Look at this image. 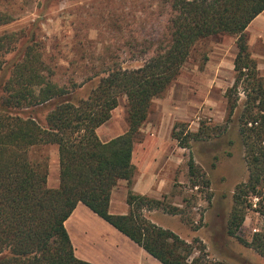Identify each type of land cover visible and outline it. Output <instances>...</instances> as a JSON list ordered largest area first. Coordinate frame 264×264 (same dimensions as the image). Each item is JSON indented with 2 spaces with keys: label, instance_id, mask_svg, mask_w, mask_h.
Listing matches in <instances>:
<instances>
[{
  "label": "trees",
  "instance_id": "trees-1",
  "mask_svg": "<svg viewBox=\"0 0 264 264\" xmlns=\"http://www.w3.org/2000/svg\"><path fill=\"white\" fill-rule=\"evenodd\" d=\"M161 1L169 5V11L164 8L168 14L165 35L152 55L143 56V63L135 68L101 65L89 78H96L97 84L87 98L75 101L71 89L53 80L55 71L34 38L13 62L2 84L5 97L0 107V264H95L75 254L65 224L79 202L163 264H212L205 255L191 262L196 241L188 242L145 215L146 210L156 209L182 214L178 206L131 189L128 214H112L109 205L120 180L132 184L134 143L152 111L153 99L168 91L195 46L217 34L237 37L235 81L225 94L228 118L237 109L241 86L250 102L240 119L249 177L235 189L222 233L237 237L264 258V77L250 51L247 32L264 11V0ZM7 22L9 18L0 13V25ZM18 40L16 33L0 35V79L7 66L5 55ZM149 53L144 51V55ZM123 96L129 129L103 141L97 128L112 117ZM48 103L53 108L45 125L26 114ZM172 136L180 146L190 148L192 140L208 139L211 132L204 124L198 132H190L176 123ZM47 145H56L59 151L60 184L56 188L48 185L49 157L34 154ZM188 167L191 176H197L199 167L192 156ZM192 183L198 185L196 180ZM249 209L263 218L262 229L251 240L238 236Z\"/></svg>",
  "mask_w": 264,
  "mask_h": 264
},
{
  "label": "rangeland",
  "instance_id": "rangeland-1",
  "mask_svg": "<svg viewBox=\"0 0 264 264\" xmlns=\"http://www.w3.org/2000/svg\"><path fill=\"white\" fill-rule=\"evenodd\" d=\"M163 5L161 0H0V13L9 18V22L0 25V35L16 33L19 37L14 50L5 55L7 66L0 79V107L5 97L2 84L10 76L13 62L25 51V45L31 38L36 40L44 60L55 71L53 80L71 89L72 99L78 101L87 98L96 86V78H89L101 65L135 68L143 63V56L152 55L159 39L165 35L169 5ZM233 38L219 34L199 42L180 75L162 96L170 90L172 96L196 101L194 105H188L190 114L187 119L176 123L190 132H198L204 124L209 126L211 136L204 140H192L191 147L185 151L186 163L192 156L199 167L197 176H191L188 171L184 177L177 179L171 195L164 198L167 204L183 210L182 214L156 209L151 212L146 210L145 215L148 212L150 220L173 230L188 242L196 241L191 262L199 255H205L212 264H264V258L255 250L245 246L237 237L222 233L226 231L234 204L235 189L249 177L240 119L250 102L241 86L237 109L228 118L227 98H222L221 91L225 87H218L217 83L228 86V89L229 83H234L236 73L234 76L227 71L216 74L206 68L216 65L225 50L230 55ZM30 42L35 41L31 39ZM145 50L150 53L144 55ZM210 70L213 71L212 68ZM207 76L214 78L217 87L209 94L213 96V103L201 104L205 90L208 91L202 86L210 83ZM52 108L53 104L48 103L27 110L26 114L35 116L45 125ZM222 111H225V118L217 121L222 119ZM56 151V145H47L34 153L49 157V171L51 169L52 173L57 169L53 159ZM195 180L197 186L192 183ZM262 227L263 218L249 209L238 236L251 240ZM72 231L76 233L74 228ZM113 238L118 244L123 243V238ZM202 245L204 249L200 251ZM111 250L110 247L99 246L98 249L86 248L85 252L100 261H103L101 254H109V259L103 257L106 259L104 264H131L137 259L135 245L123 244V257L118 248ZM138 262L141 264L142 259L139 258Z\"/></svg>",
  "mask_w": 264,
  "mask_h": 264
},
{
  "label": "crops",
  "instance_id": "crops-1",
  "mask_svg": "<svg viewBox=\"0 0 264 264\" xmlns=\"http://www.w3.org/2000/svg\"><path fill=\"white\" fill-rule=\"evenodd\" d=\"M247 32L249 34L250 51L258 62L260 74L264 77V11L250 23ZM230 37L233 36L230 35ZM233 40L234 43L231 46L230 55L225 50V53L218 59L219 61H216L218 63L214 66L211 65L210 69L212 68L213 71L206 68L208 72L211 71L218 74L227 71L231 76H234V61L238 51L237 37L234 36ZM207 77V81L210 83H204L205 85L202 86L208 91L205 90V98L200 102L201 104L213 103V96L211 95V97L209 94L210 91L212 92L217 87L215 86L214 78ZM229 84L230 87L233 85L232 83ZM217 85H219L218 87H225L223 89L219 88L223 94L222 98L225 100L228 86H222L220 83H217ZM123 100L122 102L121 99L118 107L113 110L112 117L97 128V133L101 140L109 141L128 131L127 98L123 97ZM195 102L191 98L172 96L170 90L164 97H155L153 99L152 106L155 105V107L141 127L134 143L132 163L135 173L132 184L129 186L127 180H120L114 187L109 205V210L112 214H128L130 212L131 206L127 200L130 189L136 194L154 199H164L175 190L177 179L184 177L189 171V167L185 160L187 148L179 145L178 141L172 136V132L177 121L187 119L190 114L188 105H194ZM222 115V119L218 118L217 121L224 120L225 111H222ZM53 159L57 169H54L53 173L50 169L48 185L56 188L60 184L58 148ZM146 216H148V212ZM65 224L71 236L75 254L81 259L95 264H104L103 262L110 258L109 254H101L100 258L103 261L95 260L85 252V249H98L101 246L103 248L110 247L111 251H114L118 248L122 256L121 249L123 250V244H125L135 245L137 259L135 258L136 260H133L131 264H139V258L140 260L142 259L141 264H149V262L152 264H163L82 202L78 203ZM94 224L96 226L92 227ZM72 228L75 229L76 233H73ZM113 236L123 238V243L118 244ZM144 260H146V263H144Z\"/></svg>",
  "mask_w": 264,
  "mask_h": 264
}]
</instances>
